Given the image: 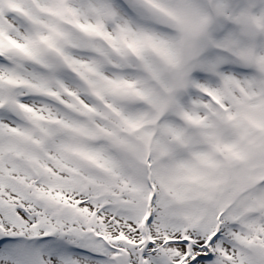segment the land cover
<instances>
[{"label":"snow or ice","instance_id":"obj_1","mask_svg":"<svg viewBox=\"0 0 264 264\" xmlns=\"http://www.w3.org/2000/svg\"><path fill=\"white\" fill-rule=\"evenodd\" d=\"M0 264H264V0H0Z\"/></svg>","mask_w":264,"mask_h":264}]
</instances>
